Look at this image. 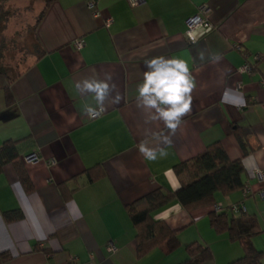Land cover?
<instances>
[{
  "label": "crops",
  "instance_id": "crops-1",
  "mask_svg": "<svg viewBox=\"0 0 264 264\" xmlns=\"http://www.w3.org/2000/svg\"><path fill=\"white\" fill-rule=\"evenodd\" d=\"M5 1L34 11L41 55L12 82L0 74V147L7 140L18 142L32 188L24 189L12 162L2 165L0 264H179L188 259L185 248L191 243L211 251V259L200 264H231L243 250L227 234L216 233L208 218L216 207L230 206L256 216L263 231L252 242L264 264V177L256 171L264 173V0H140L134 7L126 0H96L94 11L89 0H52L47 7L44 0ZM202 5L209 9L213 30L190 43L185 21ZM79 40L82 45L76 47ZM211 54L220 60L211 62ZM160 55L186 60L196 88L167 157L147 161L138 145L156 146L151 133L164 125L145 123L136 87L146 70L144 60ZM244 64L249 70L241 71ZM105 73L111 74L120 102L106 101L98 118L82 116L85 98L76 92L75 81L103 79ZM87 101L94 102L91 96ZM233 126L247 135L249 153L243 154ZM215 142L230 160L243 164L247 193L216 192L213 204L191 211L176 200L155 209L151 217L177 233L179 247L138 257L126 206L156 189H176L181 178L174 165ZM33 152L39 161L24 162ZM96 164L105 177L89 182L84 172ZM64 189L72 191L70 197L64 198ZM14 210L20 218L4 215Z\"/></svg>",
  "mask_w": 264,
  "mask_h": 264
},
{
  "label": "trees",
  "instance_id": "trees-1",
  "mask_svg": "<svg viewBox=\"0 0 264 264\" xmlns=\"http://www.w3.org/2000/svg\"><path fill=\"white\" fill-rule=\"evenodd\" d=\"M51 1L44 0L46 7ZM5 3V0H0V7L2 8ZM44 12L40 13L36 22L40 21ZM7 14L8 12L4 13V15ZM35 41L37 42L36 37ZM39 55L41 54L36 51V56ZM20 72L9 76L5 67H0V74L7 76L9 82L17 78ZM6 101L8 104L12 101L9 90H6ZM231 131L243 154L249 153L251 147L243 130L233 126ZM5 162L13 163L22 186L27 192L31 191V185L20 163L18 142L7 140L0 147V170ZM173 171L176 176L181 178L180 185L176 189H156L126 206L130 221L135 229L138 257H142L154 249L168 254L179 247L177 233L171 230L163 220H155L151 217V212L155 209L171 200H176L185 210L191 211L213 204L216 192L229 194L245 188L243 164L240 160H230L218 142L207 146L201 154L177 163L174 165ZM84 174L89 182L105 177V171L99 164L88 168ZM183 175L185 180L182 178ZM68 191L69 194L66 193L67 189L62 191L64 198L70 197L72 191ZM4 215L9 219H17L22 214L20 211L14 210L5 212ZM208 218L211 228L216 233L227 234L229 240L237 241L243 250V256L231 264H261L262 252L257 250L252 242V238L263 231L255 215L247 214L244 211L234 212L230 206L210 211ZM185 251L188 259L179 264H200L212 257L209 247L200 243L187 245ZM2 260L0 259V261Z\"/></svg>",
  "mask_w": 264,
  "mask_h": 264
},
{
  "label": "clouds",
  "instance_id": "clouds-1",
  "mask_svg": "<svg viewBox=\"0 0 264 264\" xmlns=\"http://www.w3.org/2000/svg\"><path fill=\"white\" fill-rule=\"evenodd\" d=\"M189 35L195 44L197 35L195 33ZM198 56L201 61L205 59L202 51ZM209 59L211 62H218L220 56L211 54ZM144 66L146 70L136 87V106L145 113V123L159 121L163 123L164 129L151 133L153 139L157 141L156 146L150 147L147 141H141L138 152L145 160L155 161L167 157L166 149L172 146V137L182 129L184 117L191 112L192 93L196 88V82L188 62L184 59L160 55L145 59ZM111 81L110 73H105L103 79L94 75L75 81L76 92L85 98L80 108L82 116L89 119L98 118L106 111V101L112 104L120 102L121 96L116 91L115 83H110ZM113 92H116L115 96H112ZM89 96L94 102L87 101ZM179 207L177 205V208Z\"/></svg>",
  "mask_w": 264,
  "mask_h": 264
},
{
  "label": "rangeland",
  "instance_id": "rangeland-1",
  "mask_svg": "<svg viewBox=\"0 0 264 264\" xmlns=\"http://www.w3.org/2000/svg\"><path fill=\"white\" fill-rule=\"evenodd\" d=\"M34 14L30 6L11 8L5 3L0 7V67L9 76L22 71L36 56Z\"/></svg>",
  "mask_w": 264,
  "mask_h": 264
},
{
  "label": "built area",
  "instance_id": "built-area-1",
  "mask_svg": "<svg viewBox=\"0 0 264 264\" xmlns=\"http://www.w3.org/2000/svg\"><path fill=\"white\" fill-rule=\"evenodd\" d=\"M95 1L96 0H89L88 6L91 10H95ZM127 3L131 6L134 7L139 4L140 0H126ZM209 9L202 5L199 7V10L196 14L188 17L185 21L186 24V30H185V35L190 43H193L189 33H195L198 37L197 41H199L204 35L209 33L210 31L213 30V25L209 20ZM82 45V41H76L75 46L80 47ZM244 70H249L248 64H244L241 67V71ZM24 162L26 163H37L39 161V156L37 153H30L26 155L24 158ZM257 176L261 179L264 177V173L261 171L257 172ZM244 193H247V190H243ZM217 209V207H216ZM219 209V208H218ZM232 211L238 212V211H244L243 206H233ZM110 250H114L113 245H109Z\"/></svg>",
  "mask_w": 264,
  "mask_h": 264
},
{
  "label": "water",
  "instance_id": "water-1",
  "mask_svg": "<svg viewBox=\"0 0 264 264\" xmlns=\"http://www.w3.org/2000/svg\"><path fill=\"white\" fill-rule=\"evenodd\" d=\"M6 117V116H5ZM5 117H2V118H5Z\"/></svg>",
  "mask_w": 264,
  "mask_h": 264
}]
</instances>
